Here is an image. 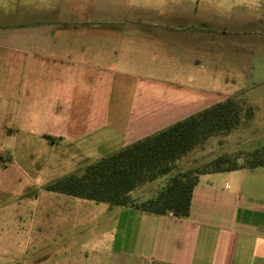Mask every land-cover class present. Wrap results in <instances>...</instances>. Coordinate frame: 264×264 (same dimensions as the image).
Segmentation results:
<instances>
[{
	"label": "crops",
	"instance_id": "obj_1",
	"mask_svg": "<svg viewBox=\"0 0 264 264\" xmlns=\"http://www.w3.org/2000/svg\"><path fill=\"white\" fill-rule=\"evenodd\" d=\"M263 49L264 0H0V112L38 114L41 142L76 168L65 176L227 98L249 111L176 161L188 170L229 155L238 166L198 174L186 217L89 201L93 232L60 236L84 242L55 264H264V167L242 166L264 150V81L247 87ZM173 59L185 78L223 84L177 95L139 76ZM145 185L133 203L154 195Z\"/></svg>",
	"mask_w": 264,
	"mask_h": 264
},
{
	"label": "rangeland",
	"instance_id": "obj_2",
	"mask_svg": "<svg viewBox=\"0 0 264 264\" xmlns=\"http://www.w3.org/2000/svg\"><path fill=\"white\" fill-rule=\"evenodd\" d=\"M156 41L159 42H155L157 47L161 48V41ZM172 62V66L168 64V74L165 73L166 65L157 61L156 65L149 64L151 72L143 65L139 76L152 79L148 83L152 90L163 91L173 85L177 95L181 90H214L223 84L199 80V76L194 74L185 78L181 72V62L176 59ZM1 73L0 70V79ZM247 79V87L264 81V49L261 55H254L251 59ZM128 102L129 97L126 96L127 107ZM4 104L5 98L0 94V106ZM28 115L23 120L21 114L0 112V264H55L57 256L69 254L84 242L78 237L61 246L60 236L75 233L80 236L93 232L91 224L85 223L89 201L59 196L45 190L48 184L65 177L76 168L63 160L60 151H51L41 142L44 122L38 114ZM57 163L64 165L59 169ZM202 168L183 171H198ZM163 181L159 179L146 184L144 189L154 188V191L151 190L154 193ZM66 215H69L68 219H62ZM45 218L49 221H45ZM94 218L95 223H98L99 217L95 215ZM44 236L47 237L41 239Z\"/></svg>",
	"mask_w": 264,
	"mask_h": 264
},
{
	"label": "trees",
	"instance_id": "obj_3",
	"mask_svg": "<svg viewBox=\"0 0 264 264\" xmlns=\"http://www.w3.org/2000/svg\"><path fill=\"white\" fill-rule=\"evenodd\" d=\"M248 114L238 99L227 98L51 182L45 190L112 207L130 206L154 215L186 217L198 174L226 172L238 166L229 155L218 156L198 171H183L176 161L210 137L234 131L241 117ZM242 166L264 167V150L247 154ZM159 179L164 181L151 198L133 203V190Z\"/></svg>",
	"mask_w": 264,
	"mask_h": 264
}]
</instances>
